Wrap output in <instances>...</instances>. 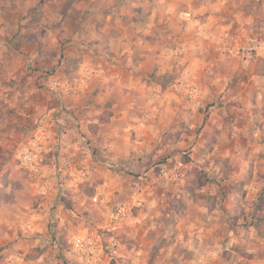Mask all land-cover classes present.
Listing matches in <instances>:
<instances>
[{
	"label": "clouds",
	"instance_id": "clouds-1",
	"mask_svg": "<svg viewBox=\"0 0 264 264\" xmlns=\"http://www.w3.org/2000/svg\"><path fill=\"white\" fill-rule=\"evenodd\" d=\"M0 264H264V0H0Z\"/></svg>",
	"mask_w": 264,
	"mask_h": 264
}]
</instances>
